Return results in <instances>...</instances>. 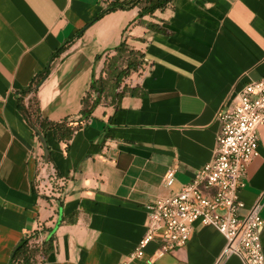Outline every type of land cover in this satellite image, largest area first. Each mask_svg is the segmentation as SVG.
<instances>
[{"label":"crops","instance_id":"1","mask_svg":"<svg viewBox=\"0 0 264 264\" xmlns=\"http://www.w3.org/2000/svg\"><path fill=\"white\" fill-rule=\"evenodd\" d=\"M110 1L0 0V264L31 233L39 241L54 235L35 264L119 263L145 234L147 205L212 159L218 110L264 76V0H171L141 18L134 7L92 22ZM136 59L151 69L116 84ZM46 67L37 97L51 121L76 125L93 79L105 87L69 139L48 131L50 161L40 169L47 191L36 180L43 146L17 100ZM258 133L240 214L259 204L264 220V123ZM161 239L157 232L132 264H245L238 255L220 261L227 240L212 226L196 223L185 246L152 260Z\"/></svg>","mask_w":264,"mask_h":264},{"label":"built area","instance_id":"2","mask_svg":"<svg viewBox=\"0 0 264 264\" xmlns=\"http://www.w3.org/2000/svg\"><path fill=\"white\" fill-rule=\"evenodd\" d=\"M220 123L214 155L170 197L147 205V225L136 247L117 264H132L144 258L146 247L157 232L162 233L154 256L161 257L185 246L196 223L215 227L227 240L220 257L240 256L245 264H264L261 207L254 205L246 214L240 192L245 186L249 163L258 151V128L264 123V76L246 83L233 93L216 115ZM43 163L38 159V166ZM175 179L170 169L165 182Z\"/></svg>","mask_w":264,"mask_h":264},{"label":"trees","instance_id":"3","mask_svg":"<svg viewBox=\"0 0 264 264\" xmlns=\"http://www.w3.org/2000/svg\"><path fill=\"white\" fill-rule=\"evenodd\" d=\"M170 3L171 0H112L93 18L92 22H95L107 13L119 9L127 10L134 7H139L140 11L138 17L141 18L146 14L153 13L157 9L163 10L167 8ZM81 31H83V29ZM70 42L71 40L66 41V43L60 46L55 55L58 56L64 52L69 47ZM124 45L125 41H123L117 49L122 48ZM150 69L151 63L144 65L142 59L129 61L117 72L115 76L116 84H126L132 73H144ZM49 73L50 69L46 67L34 77L33 81L27 87L17 93L18 107L35 130L37 136V131H39L47 139L48 131H53L58 139L67 140L75 130L81 127V121L89 119L94 109L101 103L102 95L105 90L104 82L100 79H93L89 91H87L82 99L81 117L79 121L76 125H70L66 121L55 122L42 116L37 91L42 82L48 77ZM39 159H42L44 163L49 162L50 149L47 161L44 160V154L40 155ZM52 182V188H58L59 190V185L55 184L54 181ZM54 185H57V187ZM58 199H61V195L58 196ZM44 229L45 228H43V230ZM38 238L39 235L37 233L27 234L22 237L12 251L9 264H35L39 256L53 249L54 235L48 240L44 239L39 241Z\"/></svg>","mask_w":264,"mask_h":264},{"label":"water","instance_id":"4","mask_svg":"<svg viewBox=\"0 0 264 264\" xmlns=\"http://www.w3.org/2000/svg\"><path fill=\"white\" fill-rule=\"evenodd\" d=\"M37 134L44 149V159L45 161H47L49 156V147H48L47 139L39 131H37Z\"/></svg>","mask_w":264,"mask_h":264},{"label":"rangeland","instance_id":"5","mask_svg":"<svg viewBox=\"0 0 264 264\" xmlns=\"http://www.w3.org/2000/svg\"><path fill=\"white\" fill-rule=\"evenodd\" d=\"M131 54H132V51L130 52ZM122 68V67H121ZM45 160V159H44ZM44 165H45V163L43 162L42 163V165L41 166H38L39 167V170H38V175H37V177H36V180H37V183H38V185H42V187H43V189L45 190V191H47L48 189H45L46 187H48V186H45V185H43V181H45L46 180V178H43V176H40L41 174H40V169L41 168H43L44 167ZM39 176V177H38ZM49 178V177H48ZM45 186V187H44ZM54 186H56L57 187V185H54ZM52 190V189H51Z\"/></svg>","mask_w":264,"mask_h":264}]
</instances>
